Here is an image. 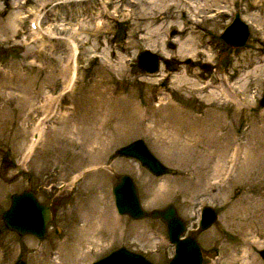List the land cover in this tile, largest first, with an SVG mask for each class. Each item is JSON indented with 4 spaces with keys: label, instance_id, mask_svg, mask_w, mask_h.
Here are the masks:
<instances>
[{
    "label": "rangeland",
    "instance_id": "obj_1",
    "mask_svg": "<svg viewBox=\"0 0 264 264\" xmlns=\"http://www.w3.org/2000/svg\"><path fill=\"white\" fill-rule=\"evenodd\" d=\"M187 3L205 10L193 16ZM235 11L250 29L240 48L221 37ZM37 17L40 29L34 32ZM11 18L16 24L3 32ZM262 21L264 0H0V264H92L121 246L153 263L168 262L174 249L163 221L117 213L112 185L122 173L133 177L147 211L175 206L188 226L185 234L201 246L202 264H230L233 254H250L253 264H264V69L258 83L251 76V104L239 111L210 104L201 98L207 91L199 95L192 86L210 84L208 90L218 92L227 79L240 89L244 67L264 65V34L256 30ZM149 30L157 32L150 38ZM66 39L78 46L76 79L68 90ZM187 40L196 54L179 53ZM145 50L159 57L151 75L137 63ZM182 76L192 83L179 86ZM215 106L227 123L220 132L200 121ZM175 116L178 128L167 121ZM42 117L46 127L33 148ZM107 117L103 131L110 141L96 139ZM252 118L254 127L248 126ZM184 127L196 128L195 137L184 134L175 143L174 130L179 136ZM240 134L245 150L238 173L231 162L224 177L216 176L214 165L223 161L231 136ZM139 138L175 174L154 176L137 160L116 154ZM28 189L52 204L44 238L19 235L3 222L11 195ZM203 206L217 216L200 230Z\"/></svg>",
    "mask_w": 264,
    "mask_h": 264
},
{
    "label": "bare ground",
    "instance_id": "obj_2",
    "mask_svg": "<svg viewBox=\"0 0 264 264\" xmlns=\"http://www.w3.org/2000/svg\"><path fill=\"white\" fill-rule=\"evenodd\" d=\"M183 2H185V1H183ZM138 4L139 5L151 4L152 6H157L156 2H154V3L153 2L144 3L143 1H140ZM175 6L180 7L181 8L180 11H184L185 10L184 7H186L185 4L178 5L177 2L175 3ZM101 7H102V11L106 10V5L104 3H103V5H101ZM187 7H189L191 12H193V14H192L193 16H196V15H198V13H200V12L202 13L205 10L203 7H198L196 4L193 7L191 4L187 3ZM195 10L198 11V13H195L196 12ZM181 14H183V13H181ZM153 21L154 20H152L151 23H153ZM234 21L235 20H233L232 23H234ZM33 23L36 24V27H35L36 30L34 31V32H36V31H38V28L40 29V27H39V18L37 17L36 19H34ZM15 24H16V19L14 20L13 18H11L10 20L7 21L5 26L3 25L4 26L3 27V32H6L8 30L10 31L11 27L13 28V26ZM102 25H103L102 21L98 22L97 25H96V29L100 28ZM228 27L225 29V31L228 29ZM257 27H258L256 29L257 30V34H259V33H263L264 34V21L258 23ZM156 32H157L156 30H149L150 38H151L152 34H155ZM241 33H242V28L239 27L238 25L231 26L228 29V31H227V35H229L230 39H232V40L240 39L241 36H242ZM48 36H49V34H48ZM66 40H67V50L69 52L68 54H69L70 62L67 61L68 63H66L63 66V73H64L63 80L65 82V85H64L65 89L68 90L69 87L72 86L73 82L76 79V74H77V72H76L77 67L76 66H77L78 46H77L75 40H73V39H66ZM48 43H46V45ZM197 51H198V49L196 47H194V43L191 40L190 41L189 40L184 41L183 43H181L180 48H179V53L181 55H183V54H191V53L196 54L195 52H197ZM144 61L146 63H148L147 65H149L150 61H149L148 58L144 59ZM139 63H140V60H139ZM111 66L114 67L113 65H111ZM252 67L253 66H251L249 68L248 66H245L244 67V71L246 70V73L244 75L243 74L239 75V78L244 81V83L241 85V87H239L240 89L235 88L234 84L229 82V81H227V79H226V80H223V85H221L218 88L219 91L218 92L215 91L216 92L215 93L214 91L208 90L212 85L207 84L206 86H202V85L200 86V84H198V83L195 84V83H192V82H188V80L185 77H183V76L180 77V78L178 77V79L180 80L179 81L180 82L179 86H181L182 84H190V83H192L193 84L192 86L194 87V92L195 93L201 95L203 92L207 91V94L205 96L201 95V98L205 99L207 102H210V104L213 103L214 101H216L218 103V105H221V106H223L225 108L230 106V105H234L235 109L237 111H239L241 109L243 110L246 107V105H250L251 104V100H252L250 95H249V93L247 92L248 85L252 81L251 80V76L256 78L254 80L258 83L260 73L264 69V65L262 67L261 66H255L254 68H252ZM259 71H260V73H259ZM109 91H110V89L107 92L110 93ZM104 92H106V90ZM215 107H216V109L211 108V109L207 110L205 112V114L201 116L200 121H201V123H206V122L208 123L209 122V125H212L213 129L217 128V131L220 132L227 126V123H226V121L223 118L224 116L222 114V110H221L222 108H219L218 106H215ZM97 111H99V110L97 109ZM96 114H98V113H96ZM99 114L101 116V113H99ZM105 115H106V113H105ZM261 117L264 119V114L261 115ZM45 118L46 117H42L41 121L36 126V131L34 132V135L31 138L32 147H33L34 144L38 143L41 140V136L43 135L42 133L44 132V128L46 127V122H47V120H46L47 118L46 119ZM171 119H169V120L167 119V121L168 122H172L171 124L176 125V127H177V125L179 123L180 116H175V117H172ZM163 120H165V118ZM261 121H264V120H261ZM183 122H185V121H183ZM109 124H110V117H107V120L104 119V120L100 121V125L102 126V130L96 135V139L97 138H102L104 140L108 139L110 141L111 136L108 135L106 137V135H105V133L103 131L104 129H107V126ZM196 125L194 127L198 126V125L197 126ZM255 125H256V120L254 118H252L251 122H250V124H248V126L254 127ZM155 127H156V125H155ZM156 129H157V127H156ZM195 129L196 128H191V130H190V128L187 129L185 127L183 129L180 128V130H179L180 131V135L179 136H178V134L175 133L176 130H174V132H173L174 134L172 135V138H173L175 143H180L181 139H183V135L184 134H189V136L194 138L195 134H196V131H193V130H195ZM219 136L221 137V135H219ZM243 137L244 136L242 134H240V136H238L236 138L234 136H231V146H230V148L229 147L226 148V153H224V155H223L224 158H222L223 161H220L218 164L214 165L213 170H214L216 176L217 175H219V176L222 175V177H224L226 172H227V168H228V166H229V164L231 162L236 164L237 162H240L241 159H243V153H244V150H245V144H244V141H243ZM108 140H106V141H108ZM193 140L194 139H192V141ZM228 150H229V154H228ZM232 152H233V156L231 157V153ZM27 153L30 154L31 150L29 152H27ZM227 154L229 156H227ZM225 157H226V159H225ZM244 160H245V158H244ZM246 161L249 162L248 164H251V161L249 160V158L246 159ZM248 164H247V166H248ZM238 165L239 164H236L235 169L233 171L235 173V175L238 173V170H239L238 169ZM248 171H249V175L250 176L255 174V172H254L255 170L252 171L251 166L249 167ZM234 173H233V175H234ZM121 186L123 187V189H125L124 185H121ZM123 189H121L122 191L120 193V197L121 198L126 197L125 196L126 193H125V191H123ZM20 202L22 203V202H24V200L21 199ZM22 206H23V210L21 211V214L17 213L15 215V214H8L7 213V214H5L4 218L6 220H8V218H14V219L18 220L20 218L22 222H24L27 225L33 227L34 229H40L41 226H42V221H43L42 210L38 211L29 202L27 204H23ZM19 207H21V206H19V204H17L16 205V211H17V209ZM201 219L202 220L204 219V213L202 212V210H201ZM90 237H91V235H90ZM245 243L250 245L253 242L250 241V240H247ZM174 253H175V259L170 264H196V259H197L196 258V253L194 252L192 247H190L188 245H186L184 247H181L179 244H177V247L175 248ZM120 255H113V256H110L109 258H106L105 260H102V261H99L100 260L99 259V260L95 261L94 264H146L145 262L139 260L137 257L128 256V255H125V254H120ZM122 256H124V258ZM263 258H264V256H263ZM229 263L230 264H253V263H255V259L252 258V255H250V254L242 255L241 257H238L237 254H233V255L230 256Z\"/></svg>",
    "mask_w": 264,
    "mask_h": 264
},
{
    "label": "water",
    "instance_id": "obj_3",
    "mask_svg": "<svg viewBox=\"0 0 264 264\" xmlns=\"http://www.w3.org/2000/svg\"><path fill=\"white\" fill-rule=\"evenodd\" d=\"M235 21L231 25H229L228 29L233 25H238L242 28V36L240 39L232 40L230 39L229 35H227L228 29L224 31V28L221 37L223 40L234 48L243 47L250 35V29L246 22H244L241 17L240 13L236 12L234 14ZM148 58L150 63H146L144 59ZM138 59L140 63H138ZM144 62V63H143ZM137 63L140 68L146 73H153L156 72L159 68V57L155 53L151 51L145 50L141 51L137 55ZM146 65V66H145ZM260 104L264 105V91L262 97L260 99ZM116 154L118 156H123L127 158H132L137 160L146 170H148L153 175L159 176L163 174H174L175 170L166 166L162 163L147 147L146 143L142 139H136L135 141H131L116 150ZM121 185H124L125 189ZM122 187V188H121ZM121 189L125 191L124 198L120 197ZM113 194L115 199V207L119 214H125L133 219H139L144 217L150 218H159L165 223L167 235L169 238V242L174 246V249L179 244L181 247L186 245L193 248L194 252L196 253V264H202L203 256L201 246L192 235L184 236L186 231V224L182 218L177 215V210L173 204H168L166 207L162 209H152V210H145L142 205L140 204L138 191L135 185L133 178L129 174H121L118 176L117 182L113 186ZM24 200V202H20ZM31 203L38 211L42 210V226L40 229H34L33 227L27 225L26 223L22 222L19 218L18 220L14 218H8L6 220L4 218L5 214H17L23 210V204ZM19 204V207L16 211V205ZM202 212L204 213V219L200 218L198 223V227L200 230L207 228L209 225L213 223L216 219V212L213 208L204 206L202 207ZM41 213V212H40ZM201 215V214H200ZM2 218L4 221V225L6 228L17 232L19 235H26L31 234L36 236L37 238H44L46 235V229L49 221L51 220V211L50 207L47 204L40 202L35 192L32 190H24L19 193H14L11 195V201L9 207L3 212ZM182 236H184L182 238ZM125 254L128 256L137 257L139 260L145 262L146 264H155L148 259H146L143 255L130 251L125 247H119L104 257H102L99 261L105 260L113 255H120ZM260 255L264 256V249L260 250ZM121 256V255H120ZM124 258V256H122ZM175 259V254L172 258L164 264H170ZM264 259V258H263ZM93 262L92 264H94ZM14 264H26V262L22 259H18Z\"/></svg>",
    "mask_w": 264,
    "mask_h": 264
},
{
    "label": "flooded vegetation",
    "instance_id": "obj_4",
    "mask_svg": "<svg viewBox=\"0 0 264 264\" xmlns=\"http://www.w3.org/2000/svg\"><path fill=\"white\" fill-rule=\"evenodd\" d=\"M116 180H117V177H116ZM42 202V201H41ZM42 203H44V204H47L49 207H50V211H51V218H52V214H53V210H52V204L51 203H46V202H42ZM48 227H49V225H48ZM55 231H56V229H54Z\"/></svg>",
    "mask_w": 264,
    "mask_h": 264
}]
</instances>
